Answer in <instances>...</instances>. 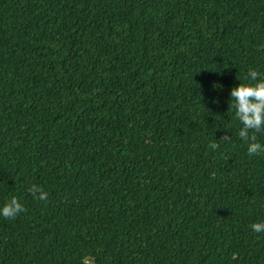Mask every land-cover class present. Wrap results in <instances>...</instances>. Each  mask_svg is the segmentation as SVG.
Instances as JSON below:
<instances>
[{"label":"trees","instance_id":"trees-1","mask_svg":"<svg viewBox=\"0 0 264 264\" xmlns=\"http://www.w3.org/2000/svg\"><path fill=\"white\" fill-rule=\"evenodd\" d=\"M250 69L264 0H0V264H264Z\"/></svg>","mask_w":264,"mask_h":264},{"label":"clouds","instance_id":"clouds-1","mask_svg":"<svg viewBox=\"0 0 264 264\" xmlns=\"http://www.w3.org/2000/svg\"><path fill=\"white\" fill-rule=\"evenodd\" d=\"M245 79L251 82L238 83L232 87L229 97L235 109V117L242 126L239 127L238 136L247 142L246 152L249 156H253L264 153V144L258 142L254 135L256 131H264V77L255 69H250ZM224 138L228 139L227 136ZM209 147L214 149L217 145L212 143ZM28 191L40 200H44L47 196V193L36 185ZM24 210L23 204L12 197L0 205V217L14 218ZM250 227L253 232L264 233V221L253 222ZM81 264H93V258L85 253L81 256Z\"/></svg>","mask_w":264,"mask_h":264}]
</instances>
